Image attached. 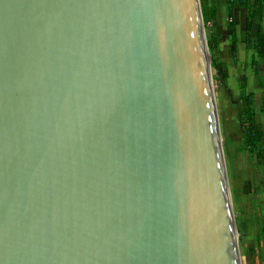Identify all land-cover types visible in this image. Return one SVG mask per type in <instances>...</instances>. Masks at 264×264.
<instances>
[{"label":"water","instance_id":"1","mask_svg":"<svg viewBox=\"0 0 264 264\" xmlns=\"http://www.w3.org/2000/svg\"><path fill=\"white\" fill-rule=\"evenodd\" d=\"M206 52L199 0H0V264H240Z\"/></svg>","mask_w":264,"mask_h":264},{"label":"rangeland","instance_id":"2","mask_svg":"<svg viewBox=\"0 0 264 264\" xmlns=\"http://www.w3.org/2000/svg\"><path fill=\"white\" fill-rule=\"evenodd\" d=\"M247 1V8L241 7L239 0H199V6L239 261L240 264H264V165L257 163L255 155L249 152L243 127L245 96L252 94L256 111L264 112V97L262 104L250 64L255 55L253 41L258 20L255 19L251 40L246 42V9L253 5L252 0ZM231 21L238 40L235 53L229 29ZM257 61L259 73L263 74V61L259 58ZM215 64L219 66L217 74L213 71ZM243 76L247 78L245 88ZM252 106L254 109V103ZM260 144L264 149V141Z\"/></svg>","mask_w":264,"mask_h":264},{"label":"trees","instance_id":"3","mask_svg":"<svg viewBox=\"0 0 264 264\" xmlns=\"http://www.w3.org/2000/svg\"><path fill=\"white\" fill-rule=\"evenodd\" d=\"M252 8L247 9L246 21H245V40L249 42L252 37V31L254 28L255 19L258 20V26L256 29V37L253 41V49L255 51V55L251 57V67L254 73V77L258 82V85L261 89L264 90V75H260L258 70V61L257 58L263 61L264 67V32L261 26L262 22V9L264 7V0H252ZM239 5L241 7L247 8L248 1L247 0H239ZM229 29L231 34V43H232V51L236 52L237 45V36L235 27L232 21L229 23ZM219 66L215 64L213 71L217 74ZM226 77L225 74H221ZM243 82V87L245 88L247 78L243 76L241 78ZM252 94H248L245 96V107H246V121L243 123L244 127V141L245 144L249 148V152L255 155L256 161L259 164L264 165V149L261 146L260 142L264 141V133L259 130L256 120H255V112L253 109L252 102Z\"/></svg>","mask_w":264,"mask_h":264},{"label":"crops","instance_id":"4","mask_svg":"<svg viewBox=\"0 0 264 264\" xmlns=\"http://www.w3.org/2000/svg\"><path fill=\"white\" fill-rule=\"evenodd\" d=\"M263 10H264V7L262 9V22H261V26H262L263 32H264ZM246 15H247V9H246ZM260 75H264V73L260 74ZM254 79H255V77H254ZM255 81H256V79H255ZM257 86L260 89L259 90L260 91V95L259 96H260V99H261V103L263 104L264 90L259 87L258 82H257ZM253 99H254L253 103H254L255 120H256V123H257V126H258L259 130L264 133V112L263 113H259L258 111H256V109H255V105H256L255 104V98L253 97ZM259 118H260V122L258 121Z\"/></svg>","mask_w":264,"mask_h":264},{"label":"bare ground","instance_id":"5","mask_svg":"<svg viewBox=\"0 0 264 264\" xmlns=\"http://www.w3.org/2000/svg\"><path fill=\"white\" fill-rule=\"evenodd\" d=\"M206 54H207V52H206ZM207 60H208V57H207ZM218 139H219V137H218ZM236 237V236H235Z\"/></svg>","mask_w":264,"mask_h":264}]
</instances>
